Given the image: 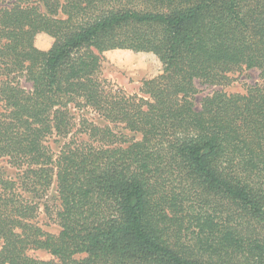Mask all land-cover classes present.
<instances>
[{
	"label": "trees",
	"instance_id": "obj_1",
	"mask_svg": "<svg viewBox=\"0 0 264 264\" xmlns=\"http://www.w3.org/2000/svg\"><path fill=\"white\" fill-rule=\"evenodd\" d=\"M4 1L0 159L18 174L0 176V264H264V0ZM110 51L156 56L146 98L98 77ZM252 69L242 94L190 99ZM69 106L98 116L86 138ZM53 135L70 137L55 156Z\"/></svg>",
	"mask_w": 264,
	"mask_h": 264
},
{
	"label": "rangeland",
	"instance_id": "obj_2",
	"mask_svg": "<svg viewBox=\"0 0 264 264\" xmlns=\"http://www.w3.org/2000/svg\"><path fill=\"white\" fill-rule=\"evenodd\" d=\"M29 4H35L41 6L39 0H27ZM9 1L0 2V7H6ZM34 45L37 49L41 51H47L51 45L52 40L46 35H39L34 41ZM162 73V65L159 60L150 53H133L131 51H110L102 54V61L100 68L98 70V77L108 82L120 89H122L128 95H137L138 97L146 98V96L141 92L142 83L146 80L153 79ZM231 82L225 86L212 87L201 84L196 81L195 85L197 88V93L190 97L193 101L194 106L199 109L201 101L213 91L219 90L226 93H244L248 87L254 85H260L262 80L260 79V71L256 69L244 70L236 72L231 75ZM21 86L29 88V83L25 82L24 78H20ZM69 111L72 118V129L70 132V137L76 136L79 139L86 138L85 135L79 134V121L81 117L88 118L90 121L95 123H100L98 116L92 112L90 109H84L77 111L72 106H69ZM115 131H121L120 127H115ZM124 134L132 137L126 131H121ZM70 137L62 138L57 135L50 136L46 139V145L50 148L53 155H57L61 147L69 140ZM17 170L7 163L5 159H0V176L4 178L15 179L17 175ZM56 194L54 188L48 191L46 196L39 201V217L38 220L44 223V228L51 232L56 233L58 228L52 221V217H48L46 208H49V213L53 216L55 212V206L57 202L55 201ZM1 247V243H0ZM31 255L40 260H47L50 258L45 252H31Z\"/></svg>",
	"mask_w": 264,
	"mask_h": 264
}]
</instances>
